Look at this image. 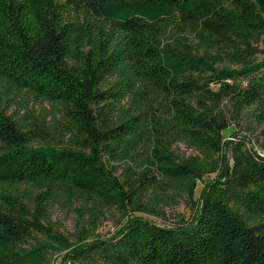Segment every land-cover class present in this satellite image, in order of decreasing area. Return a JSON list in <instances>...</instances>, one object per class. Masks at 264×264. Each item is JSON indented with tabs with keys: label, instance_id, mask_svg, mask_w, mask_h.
<instances>
[{
	"label": "trees",
	"instance_id": "1",
	"mask_svg": "<svg viewBox=\"0 0 264 264\" xmlns=\"http://www.w3.org/2000/svg\"><path fill=\"white\" fill-rule=\"evenodd\" d=\"M69 3L93 23L85 29L64 22L51 0H0V85L60 104L64 130L76 146L31 148V137L0 111V264H51L50 245L20 248L34 232L88 263L264 264V157L241 144L232 147L230 163L180 161L165 143L187 141L221 156L229 145L222 109L227 97L254 106L264 123V60L258 59L264 50L257 45L264 36V0ZM169 28L194 35L201 56L180 41L164 45ZM123 63L131 66L139 90L132 83L105 88ZM130 94L136 111L118 124L112 112ZM110 161L126 162L122 179L107 168ZM214 172L219 178L209 186L216 190L203 192L184 226L132 218L115 240L85 245L102 209L150 213V193L166 181L179 182L193 196L197 181ZM23 183L85 198L88 228L78 230L75 242L51 233L43 224V199L32 214L13 197L11 189Z\"/></svg>",
	"mask_w": 264,
	"mask_h": 264
},
{
	"label": "rangeland",
	"instance_id": "2",
	"mask_svg": "<svg viewBox=\"0 0 264 264\" xmlns=\"http://www.w3.org/2000/svg\"><path fill=\"white\" fill-rule=\"evenodd\" d=\"M56 7V13L66 23L81 25L83 28L89 27L95 19L91 18L83 10L75 11L70 6L69 0H51ZM185 48L193 51L196 56H201L196 38L190 32L179 34L176 29L169 28L162 38L164 45L175 46L179 43ZM82 48H88L86 37L81 40ZM261 50H264V36L257 43ZM115 45V42L113 43ZM259 60H264V52L258 55ZM129 83L133 85V91L139 90L138 84L133 81L132 68L128 63H123L116 73L107 78L104 86L116 88ZM214 89L218 87L213 86ZM134 95H126L121 98L112 112L113 119L118 123L127 120L135 113ZM222 109L228 120V127L224 131L225 139L229 142L228 149L219 156L218 154H207L192 146L187 141H171L165 139L169 150L179 156L180 161H207L222 162L232 161L233 146L244 144L246 150L254 155L264 157V123L258 119V114L254 106L243 107L238 105L231 97H227L222 102ZM0 111L12 118L18 128L31 137L28 146L34 149L53 148L75 149L76 146L68 133L65 132L66 120L63 118L62 108L58 103L48 102L36 96L30 90H19L10 84L0 85ZM0 142V152H2ZM107 168L113 171L114 175L122 179V173L126 167V162L110 161L106 162ZM219 172L204 175L197 181L193 196L182 192V186L177 181H166L156 191L150 193L149 205L152 208L150 213L136 212L128 210L123 214L116 208L102 209V216L98 227L92 231L91 235L84 241L85 245L91 243L111 242L120 234L132 218L140 219L146 223L165 227L178 228L184 226L197 213L201 204L203 192H213L214 186H209L219 178ZM182 183H186L183 181ZM51 191V195L46 194ZM13 197L24 203L30 213H35L38 201H41L46 219L44 225L53 234H59L70 242L77 240L78 230L83 226L88 228L91 205L85 198L70 196L60 189L54 187H38L30 183H23L11 189ZM228 204L235 207L234 201L229 200ZM87 212L82 219L80 213ZM85 221V222H84ZM50 245L51 264H106L98 259L96 263L78 261L71 258L67 251L60 250L59 245L52 241L50 237L38 232H34L32 237L20 244L22 249H31L39 245Z\"/></svg>",
	"mask_w": 264,
	"mask_h": 264
}]
</instances>
